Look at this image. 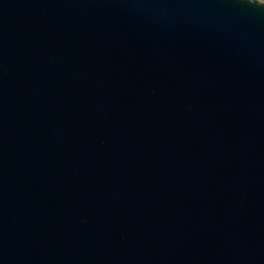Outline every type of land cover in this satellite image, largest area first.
Masks as SVG:
<instances>
[{
    "label": "water",
    "instance_id": "obj_1",
    "mask_svg": "<svg viewBox=\"0 0 264 264\" xmlns=\"http://www.w3.org/2000/svg\"><path fill=\"white\" fill-rule=\"evenodd\" d=\"M0 264H264V2L0 0Z\"/></svg>",
    "mask_w": 264,
    "mask_h": 264
},
{
    "label": "rangeland",
    "instance_id": "obj_2",
    "mask_svg": "<svg viewBox=\"0 0 264 264\" xmlns=\"http://www.w3.org/2000/svg\"><path fill=\"white\" fill-rule=\"evenodd\" d=\"M259 1H262V2H264V0H259Z\"/></svg>",
    "mask_w": 264,
    "mask_h": 264
}]
</instances>
